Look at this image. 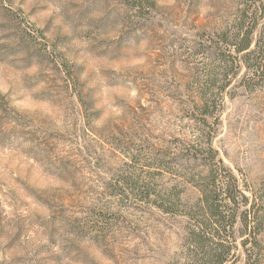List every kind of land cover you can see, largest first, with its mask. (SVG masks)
<instances>
[{
	"label": "rangeland",
	"instance_id": "obj_1",
	"mask_svg": "<svg viewBox=\"0 0 264 264\" xmlns=\"http://www.w3.org/2000/svg\"><path fill=\"white\" fill-rule=\"evenodd\" d=\"M153 1L0 0V264L180 258L186 218L146 193L195 196L174 148L201 128L187 102L239 0ZM241 73L212 146L258 210L251 262L264 264V84ZM237 229L235 264H249Z\"/></svg>",
	"mask_w": 264,
	"mask_h": 264
},
{
	"label": "trees",
	"instance_id": "obj_2",
	"mask_svg": "<svg viewBox=\"0 0 264 264\" xmlns=\"http://www.w3.org/2000/svg\"><path fill=\"white\" fill-rule=\"evenodd\" d=\"M126 3L154 7L153 0H138L136 4L135 0H126ZM209 37L212 43L207 46V59L210 61L211 55L215 58L207 63V69H215V74L208 72L187 102L192 118L196 119L194 123L201 128L177 143L173 154L175 159L180 154L182 162L178 165L196 167L185 178L175 174L176 182L182 177L181 183L194 189L195 196L183 198V191L174 184L147 192L146 198L160 211L186 218L181 255L176 264H235L238 224L243 232L240 245L247 263L260 264L251 262L259 241L254 231L260 218L258 210L238 177L218 156L212 139L214 123L223 106V92L231 80L242 71L240 83L245 88L264 84V0H239L228 24L214 34L210 32Z\"/></svg>",
	"mask_w": 264,
	"mask_h": 264
}]
</instances>
